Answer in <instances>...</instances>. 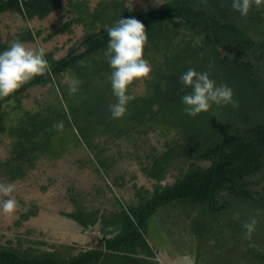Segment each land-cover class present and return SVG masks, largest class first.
<instances>
[{
	"label": "trees",
	"instance_id": "obj_1",
	"mask_svg": "<svg viewBox=\"0 0 264 264\" xmlns=\"http://www.w3.org/2000/svg\"><path fill=\"white\" fill-rule=\"evenodd\" d=\"M160 1L158 6L136 11L124 1L104 0L90 11L88 0H69L75 17L60 30L72 33L74 25H82L79 45L60 59L55 51L46 53L49 67L44 74L12 96L0 97V135L15 140L12 156L1 164L4 178L23 179L40 157L60 156L63 145L69 148L68 138L64 134L59 140L56 134L79 123L81 139L76 137L89 146L101 128L129 142L137 139L135 134L139 138L150 131L164 137L174 134L162 153L151 150L142 168L156 182L153 189L134 186L136 200L119 203L120 208L102 220L103 236L87 251L76 252V247L65 245L38 251L0 244V264H161L158 248L150 240L154 217L166 218L163 231L179 254L183 249L176 246L177 230L183 241L197 243L195 264H264V4L257 6L253 0L248 14L241 15L232 0ZM62 7V0H0V14L17 13L26 21L46 19ZM122 16L135 17L145 25L144 56L152 71L144 78L143 94L133 92L141 79L129 86L135 99L127 105L126 115L117 119L110 110L117 98L107 48L108 28ZM39 35L40 31L34 34L27 29L13 39L25 43ZM189 68L207 72L218 85L230 87L236 105L213 104L195 117L186 114L181 98L190 89L180 77ZM67 73L79 80L75 93L71 85L63 92L68 111L57 98L46 115L27 111L17 125L7 124L5 108L12 99L19 102L34 86L60 84ZM60 122L62 129L56 126ZM102 155L99 151L93 161L99 165L97 171L113 185L123 186L124 177H115ZM173 167L179 170L177 178L163 185ZM76 207L65 216L85 230L96 227L99 211ZM37 215L38 210L31 209L21 219ZM252 218L256 225L248 236L244 225ZM181 220L188 222V230L181 227Z\"/></svg>",
	"mask_w": 264,
	"mask_h": 264
},
{
	"label": "rangeland",
	"instance_id": "obj_2",
	"mask_svg": "<svg viewBox=\"0 0 264 264\" xmlns=\"http://www.w3.org/2000/svg\"><path fill=\"white\" fill-rule=\"evenodd\" d=\"M81 1V0H73ZM90 11H94L100 1L88 0ZM110 1V0H107ZM136 11L145 10L161 4L160 0H121ZM63 7L52 13L46 19L24 20L17 13L0 14V48H6L14 41V36L30 29L34 34L40 31L35 41L25 42L28 47L43 48L45 54L55 51V57L60 59L68 54L74 45H79L83 34L82 25H74L73 32H61V28L70 21L75 14L70 8L69 0H62ZM4 50V49H3ZM155 56L156 62L161 59ZM74 77L68 73L61 78L60 84L34 86L27 90L21 100L10 101L7 124L17 125L24 115L23 112H40L47 114L49 106L58 102L65 103L64 91L72 84ZM142 78L133 88L135 96L144 93L146 85ZM68 92V90L66 91ZM63 93V94H62ZM60 97V98H59ZM47 110V111H46ZM95 118V116H94ZM11 121V123H10ZM75 123H77L75 121ZM68 126V125H67ZM64 127V132L56 134L61 139L65 134L68 149L62 146V153L56 158L42 156L36 162L35 168L28 170L23 179L11 180L4 178L1 164L13 154L14 137L9 134L0 135V184L14 183L15 190L10 194L17 201L18 207L12 214H6L0 208V244L4 246L21 247L27 249L34 247L38 251L52 250L57 246L65 245L76 247V252L87 251L95 245V240L103 236L104 225L102 220L109 218L120 207L136 200V189L145 187L152 190L155 181L148 178L142 171L146 167L151 150L158 154L165 150V144L174 138V134L164 137L158 131H150L144 136H139L131 142L125 137L117 136L112 131L104 132L99 129L100 136L95 135L90 141V146L81 139L79 123L70 124V129ZM114 132V131H113ZM77 136V137H76ZM80 141L75 146L74 141ZM57 142V139H55ZM74 142V143H70ZM70 144V145H69ZM96 145V146H95ZM60 150V149H59ZM101 151L104 159L111 165V173L115 177L125 179L123 186L113 185L112 180L105 178L102 171H97L96 154ZM136 157V158H135ZM138 157V158H137ZM95 163H94V162ZM179 174L173 167L167 174L163 185L172 184ZM136 187V189L134 188ZM9 197L0 194V201ZM76 205L85 210H98V224L92 229H83L77 222L65 216L76 211ZM31 209H37L38 215L27 221L21 219L22 215ZM166 218L150 221V240L157 246V259L161 264H195L199 254L197 243L188 239L183 244L182 234L177 230L178 250L169 242L163 231L162 223ZM172 221L176 222L174 219ZM181 227L188 230V222L181 220ZM20 223V224H19ZM178 235V236H177ZM182 239V241H181Z\"/></svg>",
	"mask_w": 264,
	"mask_h": 264
},
{
	"label": "clouds",
	"instance_id": "obj_3",
	"mask_svg": "<svg viewBox=\"0 0 264 264\" xmlns=\"http://www.w3.org/2000/svg\"><path fill=\"white\" fill-rule=\"evenodd\" d=\"M253 0H232V7L241 15H247ZM260 6L264 0H255ZM109 64L112 68L111 86L117 102L110 105L113 118H123L127 113V105L135 97L129 93V86L137 80L150 76L152 68L144 56L148 42L145 25L135 17L123 16L108 28ZM48 61L43 48L28 47L20 40H14L10 46L0 50V97L12 96L23 84L48 70ZM184 86L190 91L181 98L184 112L195 117L208 112L213 104L236 105L233 90L226 85H218L207 72H198L189 68L180 77ZM78 79H73L70 91L75 93ZM57 128L62 129L60 122ZM15 190L14 183L0 184V194L9 197L0 201V208L6 214L16 211L18 204L10 194ZM256 225L255 218L244 225L245 234L250 236Z\"/></svg>",
	"mask_w": 264,
	"mask_h": 264
}]
</instances>
